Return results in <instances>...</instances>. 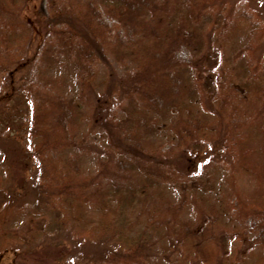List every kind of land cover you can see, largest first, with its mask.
Returning <instances> with one entry per match:
<instances>
[{"label": "trees", "instance_id": "trees-1", "mask_svg": "<svg viewBox=\"0 0 264 264\" xmlns=\"http://www.w3.org/2000/svg\"><path fill=\"white\" fill-rule=\"evenodd\" d=\"M53 1L47 0L53 12L46 17L44 50L52 64L76 66L78 92L67 98L35 86L28 138L43 198L26 210L42 220L37 229H25L22 239L68 228L119 249L92 264H158L141 249L162 241L176 243L162 255L167 264H264V53L257 45L264 23L259 15L248 5L231 13L224 0H64L61 10ZM27 4L0 0L1 24ZM192 17L197 25L188 24ZM204 17L209 44L198 31ZM240 27L247 29L246 38L233 44V31ZM0 37L9 46V33ZM28 43L18 41L12 50L22 63L40 52L41 45L34 44L28 55ZM183 49L195 52L185 58L178 53ZM110 55L118 62L129 58L127 91L111 90ZM5 61L0 48V62ZM14 69L5 75L7 90L13 88ZM103 69L100 83L106 88L92 107L89 92L100 84ZM106 98L114 104L103 111L100 124L104 158L83 163L69 149L79 141L82 125L100 119L97 103ZM131 103L136 108L128 107ZM165 133L166 143L158 142ZM196 143L212 146L206 164L193 171L173 166ZM167 189L175 191L174 199ZM188 206L194 220L184 215ZM4 226L0 223V250L7 239ZM78 260L74 264H82Z\"/></svg>", "mask_w": 264, "mask_h": 264}, {"label": "rangeland", "instance_id": "rangeland-1", "mask_svg": "<svg viewBox=\"0 0 264 264\" xmlns=\"http://www.w3.org/2000/svg\"><path fill=\"white\" fill-rule=\"evenodd\" d=\"M54 1L55 6L58 5V9L61 10L64 0ZM224 2L228 5L231 13L234 11L241 12L243 7L248 5L264 23V0H224ZM205 6V4L202 5L206 11L211 10V7ZM52 12L53 9L50 8L47 0H28V4L18 12V16L6 15L5 17L4 15L3 22L5 23L1 24L0 22V33H9L11 41L7 46L0 37V48L3 49V55L6 58L3 64L0 62V202L6 204H4L6 206V208L4 207L5 213L0 217V223L5 225L4 229L7 232L5 234L7 239L2 243L4 248L0 250V264H74L77 259L82 264H92L110 253L114 254L119 251L117 247L106 240H89L79 237L68 228L43 235V237L40 236L41 238L38 237V239H22L27 231L25 229H34V227L37 229L42 220L36 216L30 218L35 213L34 211L28 213L29 210H26V205L36 204L39 199L43 198L36 182L39 170L38 162L33 156L32 142L28 138L32 111L31 101L32 95L36 91L35 86L47 87L67 98L76 96L78 92L76 66L70 62L60 65L52 64V56L47 50H44L48 46L45 42L48 27L46 17ZM198 23L202 28V33L200 29L198 31L203 42L209 44L206 42L209 36V23L206 22L205 17ZM188 24L197 25V17L189 19ZM109 25L112 28L115 27V23L110 20ZM246 34V28L240 27L234 30L232 34L233 44L245 40ZM23 39L29 41L28 55L33 53L34 44L41 45L39 55L28 63H22V58H19L21 55L18 54L19 59H17L16 54H12V50L17 47L18 41ZM258 43V51L264 53V34L258 39L257 45ZM192 52L183 49L178 53L182 57L189 58L192 56ZM109 58L114 75L111 90L115 86V90L124 89L123 91H127V88L132 85L129 58L126 56V60L123 62H118L113 55H110ZM98 68L100 69V66ZM13 69L15 71L14 85L12 90H7L3 82L5 75ZM187 76L191 86H196L193 77L188 74ZM98 78L99 83L104 81V69ZM101 84H97L95 89L89 92L92 107L97 100V94L102 93L103 89L106 88L105 84ZM3 95L5 97L1 98ZM114 96L116 95L114 94ZM104 101L105 103L102 104L97 103L100 106V119L95 118L86 127L81 124L82 127L78 132L79 141L77 139L73 148L69 149L70 153L81 156L83 163L96 164L99 159L104 158L105 139L101 135L100 124L103 111L114 104V101L109 100V98L104 99ZM128 107L136 108L132 103ZM167 134L169 135V133ZM166 136V133L159 135L158 142L166 143L168 139ZM211 147L206 143L192 144L189 150L179 154L178 158L173 161V166L179 169L180 166H184L193 171L200 165L206 164ZM221 176L216 178V182L221 181ZM167 192L173 199L176 197L173 189H167ZM17 204L20 206V210ZM21 211H26V214L20 215ZM184 215L187 219L194 220L192 207L188 206ZM17 230L21 232L12 233V231L16 232ZM175 244L171 241H162L153 248L142 247L141 250L145 256L152 257L158 264H167L162 255L170 253L171 248L176 247Z\"/></svg>", "mask_w": 264, "mask_h": 264}]
</instances>
